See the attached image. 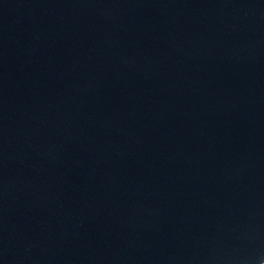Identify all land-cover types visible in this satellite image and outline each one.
Segmentation results:
<instances>
[{"label": "water", "instance_id": "obj_1", "mask_svg": "<svg viewBox=\"0 0 264 264\" xmlns=\"http://www.w3.org/2000/svg\"><path fill=\"white\" fill-rule=\"evenodd\" d=\"M0 264H264V0H0Z\"/></svg>", "mask_w": 264, "mask_h": 264}]
</instances>
